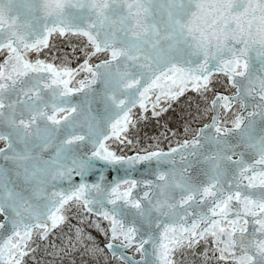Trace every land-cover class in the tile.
I'll return each instance as SVG.
<instances>
[{
	"label": "snow or ice",
	"instance_id": "1",
	"mask_svg": "<svg viewBox=\"0 0 264 264\" xmlns=\"http://www.w3.org/2000/svg\"><path fill=\"white\" fill-rule=\"evenodd\" d=\"M0 264H264V0H0Z\"/></svg>",
	"mask_w": 264,
	"mask_h": 264
}]
</instances>
